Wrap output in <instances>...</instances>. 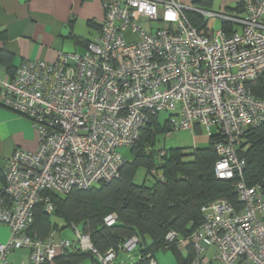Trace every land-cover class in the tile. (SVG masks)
Returning <instances> with one entry per match:
<instances>
[{
    "label": "built area",
    "instance_id": "1",
    "mask_svg": "<svg viewBox=\"0 0 264 264\" xmlns=\"http://www.w3.org/2000/svg\"><path fill=\"white\" fill-rule=\"evenodd\" d=\"M237 2L239 11L228 13L177 0H104L98 34L83 54L24 60L0 78V104L28 117L37 135V148H15L4 168L0 225L9 236L0 242V264L52 263L65 248H91L88 235L74 225L75 240L61 237L59 226L45 238L31 233L35 205L42 199L51 213L52 194L118 177L125 161L121 150L136 145L160 111L172 115L167 134L201 127L215 138L214 174L233 180L241 202L239 209L221 197L202 205L199 226L187 237L168 231L162 249L192 244L191 264H202L199 251L210 246L223 264H264V191L259 183L246 184L245 159L237 153L245 131L264 120V100L244 84L264 73V0ZM187 11L205 23L219 18L239 30L198 28ZM115 218L108 214L104 222ZM137 245L132 236L119 248L132 254ZM18 249L28 250V257L13 263L8 256ZM116 253L96 256L101 264H113ZM147 259L157 264L153 255Z\"/></svg>",
    "mask_w": 264,
    "mask_h": 264
},
{
    "label": "trees",
    "instance_id": "2",
    "mask_svg": "<svg viewBox=\"0 0 264 264\" xmlns=\"http://www.w3.org/2000/svg\"><path fill=\"white\" fill-rule=\"evenodd\" d=\"M194 26L206 28L204 19L187 12ZM231 24L222 22V29L228 31ZM245 86L258 98L264 100V73L254 80L245 81ZM158 113L145 127L136 145L130 161L120 167L119 176L109 181L100 182L87 188L73 187L64 195L52 194L54 208L46 213L41 199L34 207V223L31 233L45 238L57 224L51 221L56 217L66 227L76 226L88 235L91 248L83 249L78 245L65 248L46 264H83L87 257L92 264H101L96 253L104 254L109 249L116 252L128 238L138 239L140 251L135 264H146L147 255H153L165 245V235L174 230L179 237H187L202 222L201 206L216 198L228 200L237 209L241 202L234 190L233 180L219 179L213 168L217 160L214 137L206 146H199L191 153H184L180 148L165 149V154L158 156L155 149V137L163 130L156 122ZM152 147L147 150V146ZM238 156L245 159L243 177L247 185L259 183L264 191V120L245 131L237 147ZM139 166L148 170L156 168L162 174L147 185L138 183L134 177ZM114 213L112 224H106L104 217ZM177 248L171 244L169 248ZM191 248L190 258H178V264H191L195 256Z\"/></svg>",
    "mask_w": 264,
    "mask_h": 264
},
{
    "label": "crops",
    "instance_id": "3",
    "mask_svg": "<svg viewBox=\"0 0 264 264\" xmlns=\"http://www.w3.org/2000/svg\"><path fill=\"white\" fill-rule=\"evenodd\" d=\"M103 1L0 0V78L11 75L24 60L54 61L59 52L83 54L86 50L87 42L98 34L100 23L104 17ZM177 1L210 11L224 10L228 13H237L240 8L237 0H219L216 10L213 9V2L215 0ZM187 12L203 18L196 12ZM214 20L220 22L218 27L209 25L210 21ZM222 22L219 18H208L205 27L209 31L211 29H222ZM232 30H239L238 25L231 24L228 31L224 32H231ZM125 35L129 39L134 36L130 32H126ZM156 122L158 123V116ZM167 122L168 119L164 121L161 132H165ZM191 134L194 137L190 150L186 148L187 146L172 147L180 148L184 153H191L195 148L206 146L210 142L209 137L201 127H196L195 130L191 131ZM15 148L35 150L37 148L35 129L28 117L0 104V187L4 182L6 162ZM121 151L126 160L130 161L132 159L133 153L131 149H122ZM124 151L130 153V157H126ZM139 169H142L140 171L141 176L139 175V181L136 182L147 185L152 184L153 180L162 174L156 168L148 170L144 166H139L134 180L137 177ZM60 223V225L56 223L59 229L66 227L61 219ZM8 236V227L1 224L0 242L6 241ZM136 250L137 248L134 251ZM23 251L20 262L26 260L29 254L28 250L23 249ZM134 251L132 254H128L119 249L113 264H135L138 261L140 251L137 250L136 253ZM190 252L191 248L185 247L177 250L173 247H168L166 249L155 250L153 257L157 264H178V258L188 259L191 257ZM214 254V247H203L199 251L202 264H223L218 259L213 258ZM83 264H92V258H85Z\"/></svg>",
    "mask_w": 264,
    "mask_h": 264
},
{
    "label": "rangeland",
    "instance_id": "4",
    "mask_svg": "<svg viewBox=\"0 0 264 264\" xmlns=\"http://www.w3.org/2000/svg\"><path fill=\"white\" fill-rule=\"evenodd\" d=\"M219 0H215L213 2V9L216 10L217 7H218V3ZM211 22V23H210ZM209 25H214L215 27H218L220 22L217 21V20H214V21H210ZM149 23H147L146 21H143L142 20V25L146 28V29H149V26H148ZM151 25L153 27H156L158 25H160L158 22H152ZM170 116L172 115H169V112L167 111H160L158 113V123L160 125H163L164 121L166 119H168ZM193 135L191 134V131L189 129H179V130H175L173 131L170 135L167 134L166 130L165 132H161V133H158L157 134V139L155 141V149L158 150L159 148H168V147H172V146H187L186 148L188 150L191 149L192 145H193ZM125 155L126 157H130V153L128 152H125ZM140 171H142V169H139V172L137 173V177L135 178V181H139L138 177L139 175L141 176V173ZM51 220L52 222H55V223H58L59 225L61 224L60 223V219L56 218V217H51ZM60 232V236L63 237V238H67V239H70V240H75L76 239V236H75V231L72 227H64V228H61L59 230ZM138 250V249H137ZM134 251L135 253L137 252ZM23 249H18V250H15L14 252H12L9 256H8V259L11 261H14L16 263L20 262V259L22 257V254H23Z\"/></svg>",
    "mask_w": 264,
    "mask_h": 264
}]
</instances>
